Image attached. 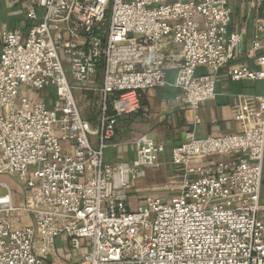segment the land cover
Listing matches in <instances>:
<instances>
[{"label": "built area", "instance_id": "built-area-1", "mask_svg": "<svg viewBox=\"0 0 264 264\" xmlns=\"http://www.w3.org/2000/svg\"><path fill=\"white\" fill-rule=\"evenodd\" d=\"M247 4L257 68L237 64L246 27L235 28L233 0H29L33 26L5 33L0 52V176L23 189L15 205L0 183V264H264V95L235 98L238 132L185 134L171 200L128 206L165 145L142 135L130 163L105 158L147 90L172 86L197 111L223 71L264 81V0ZM90 96L95 129L79 103Z\"/></svg>", "mask_w": 264, "mask_h": 264}, {"label": "crops", "instance_id": "crops-1", "mask_svg": "<svg viewBox=\"0 0 264 264\" xmlns=\"http://www.w3.org/2000/svg\"><path fill=\"white\" fill-rule=\"evenodd\" d=\"M235 28L237 30L246 27L245 54L237 61V64H247L250 68H257L254 59L247 55L253 36L257 31L254 14L248 7L250 0H233ZM29 0H0V52L2 51V38L8 31L22 30L28 33L33 26L27 17ZM203 70L199 69V73ZM174 73L169 74V81L174 82ZM102 82V74L97 76V83ZM217 97L210 102L202 103L195 111L185 104L180 90L172 86L162 89L147 90L142 94V111L138 114L121 117L118 120L115 141L117 147L110 148L105 153L108 163L128 162L135 157L134 141L142 135L157 143L165 145L164 153L160 157L158 168L148 170L146 178L136 181L130 192L128 206L131 210L138 209L149 196L171 200L180 195L184 175L172 165V151L185 142V134L194 132L196 136H220L240 130L239 123L234 119L235 98L238 95H264V81L234 82L222 72L217 81ZM34 100L41 101L44 94L39 97L31 91ZM93 99L95 96H90ZM97 97H95L96 99ZM98 107V102H96ZM99 111L100 108L98 107ZM148 112L145 114V111ZM98 118L87 119L94 129L98 127ZM0 176V183L7 184L14 195V202L21 203L23 189L16 182V188L9 185L8 180ZM264 187V183H263ZM1 193L6 191L0 188ZM59 254L65 258V252L59 249ZM78 257L76 254L73 255Z\"/></svg>", "mask_w": 264, "mask_h": 264}, {"label": "rangeland", "instance_id": "rangeland-1", "mask_svg": "<svg viewBox=\"0 0 264 264\" xmlns=\"http://www.w3.org/2000/svg\"><path fill=\"white\" fill-rule=\"evenodd\" d=\"M79 94H76V98L78 97ZM91 98V97H89ZM96 102H98V99L95 97L93 99H88L87 101H83V100H80L79 103H80V106L83 108V115L86 119H90V118H98L100 116V111L97 107V104ZM19 178H15V179H9L8 180V183L10 186H12L13 188H16V182H18ZM15 205H18L19 203L17 202H14ZM60 243V241H59ZM87 250L86 249H82V251L80 252H75L74 254H76V256L78 255H82L84 253H86Z\"/></svg>", "mask_w": 264, "mask_h": 264}]
</instances>
